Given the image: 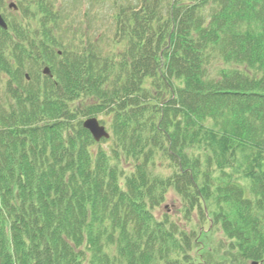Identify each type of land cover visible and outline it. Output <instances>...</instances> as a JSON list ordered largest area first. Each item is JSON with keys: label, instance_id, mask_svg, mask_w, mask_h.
I'll list each match as a JSON object with an SVG mask.
<instances>
[{"label": "trees", "instance_id": "1", "mask_svg": "<svg viewBox=\"0 0 264 264\" xmlns=\"http://www.w3.org/2000/svg\"><path fill=\"white\" fill-rule=\"evenodd\" d=\"M99 1L0 28V264H264V0Z\"/></svg>", "mask_w": 264, "mask_h": 264}, {"label": "rangeland", "instance_id": "2", "mask_svg": "<svg viewBox=\"0 0 264 264\" xmlns=\"http://www.w3.org/2000/svg\"><path fill=\"white\" fill-rule=\"evenodd\" d=\"M26 0H24L25 2ZM53 2H56V4L61 8L63 12H66V14L70 15L69 17H72V19H75V21H79L83 17L84 12L87 10L90 14L89 24L90 29L88 35H90L91 39L93 41H96L98 38V35H100V39H103V43L100 44L101 47L109 46V42L113 37L114 31L111 24V10H112V4L110 3H102L99 0H52ZM1 9L0 12L8 19L7 21H21V15L20 14V7L21 5H18V0H1ZM82 2V4H81ZM94 2H97L94 4ZM17 4L18 9L15 10L11 7L12 4ZM32 5L31 7H33ZM35 10V8H33ZM88 19V18H87ZM74 21V20H72ZM78 26V25H77ZM76 26H72L70 29L76 30ZM85 28H89L88 24H86ZM99 120H103V117H97ZM110 131V130H109ZM263 170H264V163H263ZM168 174L171 173V171L167 172ZM176 196L171 192L168 195L167 202L165 205L162 206L161 209H159L156 213L157 215H163L164 212L169 211V209L173 208L172 203L176 202ZM178 206H180V202L177 203ZM176 206V208L178 207ZM175 207V206H174ZM167 208V209H166ZM175 208V210H176ZM172 212V211H169ZM225 237L222 233H216L213 236L214 244L213 246L218 247L217 244ZM225 242V240H222Z\"/></svg>", "mask_w": 264, "mask_h": 264}, {"label": "water", "instance_id": "3", "mask_svg": "<svg viewBox=\"0 0 264 264\" xmlns=\"http://www.w3.org/2000/svg\"><path fill=\"white\" fill-rule=\"evenodd\" d=\"M11 7L16 9V5L12 4ZM0 26L4 29L8 28L7 23L5 22L4 18L2 17L1 13H0ZM45 74H50V70L48 68H46L44 70ZM85 128L89 130V132L91 133V135L93 136V138L96 141H100L103 138H109L110 135L107 132L106 128L104 126H101L99 121L95 118H91L88 119L85 124H84ZM251 264H260L257 261L252 262Z\"/></svg>", "mask_w": 264, "mask_h": 264}]
</instances>
